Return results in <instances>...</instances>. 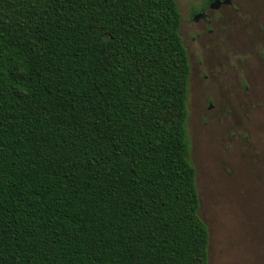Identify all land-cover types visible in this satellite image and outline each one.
<instances>
[{"label":"trees","instance_id":"1","mask_svg":"<svg viewBox=\"0 0 264 264\" xmlns=\"http://www.w3.org/2000/svg\"><path fill=\"white\" fill-rule=\"evenodd\" d=\"M183 22L176 0H0V264H210Z\"/></svg>","mask_w":264,"mask_h":264},{"label":"rangeland","instance_id":"2","mask_svg":"<svg viewBox=\"0 0 264 264\" xmlns=\"http://www.w3.org/2000/svg\"><path fill=\"white\" fill-rule=\"evenodd\" d=\"M176 1L210 264H264V0H228L199 21L204 0Z\"/></svg>","mask_w":264,"mask_h":264},{"label":"flooded vegetation","instance_id":"3","mask_svg":"<svg viewBox=\"0 0 264 264\" xmlns=\"http://www.w3.org/2000/svg\"><path fill=\"white\" fill-rule=\"evenodd\" d=\"M228 4V0H218V1H216V2H213V3H211L210 4V6L205 10V12H202V13H199V14H197V15H195L194 17H193V20H195V21H199L200 19H204V17H206V11L208 10V9H216V10H220L221 8H222V6H225V5H227ZM212 32V31H211ZM242 68H244V67H242ZM223 70H225V69H223ZM226 70H227V72L228 71H231L232 69H231V67L229 68H226ZM226 70L224 71V72H226ZM240 71H241V67H240ZM233 72V71H232ZM244 89H247L246 88V86H244ZM211 106H212V104H210V107H209V109H211Z\"/></svg>","mask_w":264,"mask_h":264}]
</instances>
